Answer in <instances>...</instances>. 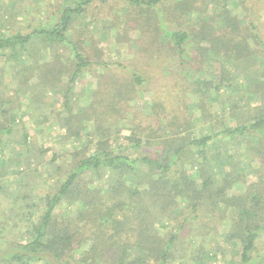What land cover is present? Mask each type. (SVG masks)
<instances>
[{
	"label": "trees",
	"instance_id": "trees-1",
	"mask_svg": "<svg viewBox=\"0 0 264 264\" xmlns=\"http://www.w3.org/2000/svg\"><path fill=\"white\" fill-rule=\"evenodd\" d=\"M93 1L62 0L53 23L34 25L25 33L17 31L4 35L1 31V55L16 61L24 53L33 56V46L42 38L48 44L70 43L67 32L74 19ZM127 1L152 9L157 8L162 0ZM223 16L225 24L230 26L228 10ZM231 20L232 25H240L238 19ZM209 25L210 22L202 24L200 35ZM166 33L180 63L188 62L184 55L187 46L193 43L192 34L183 29H166ZM232 34L236 35L235 39ZM253 35V40L264 51V42L258 32ZM247 37L231 31L230 35L225 33L211 38L201 54L203 56L206 52L211 59L223 54L226 61L220 64V73L223 74V71H228L225 64L232 60L235 65L253 58L254 53L245 47L249 43ZM70 44L73 63L64 90L65 107L74 82L84 68L92 64L76 43ZM240 45L242 51L231 57L228 48L236 49ZM101 64L108 65L106 62ZM247 66L249 68V64ZM252 77V74L244 75L241 84L234 79L219 78V83L214 86L218 92L224 87L225 91L238 95L235 99L226 97L227 102L224 103H229L230 110L248 102V115L237 111L240 117L237 113L236 117H228L229 120L237 118L234 124L222 119L195 128L189 117H183L180 125L174 120L171 127L161 126L159 131L150 133L156 146L152 150H143L142 139L134 133L127 135V143L120 144L115 150L108 142V134L112 130L93 128L97 140L94 142L91 139L92 133L84 139L81 145H84L85 154L72 167L56 175L53 192L31 202L27 194L23 195L24 199L27 196V201L23 202L21 198V205L17 207L19 213L11 210L19 220L1 227L6 236L0 240V264H36L41 261L45 264H51V261L60 264L187 263L180 256H187L190 264H221L220 261L228 262L229 253L215 237L209 242L216 249L211 247L207 253L200 249L201 254L180 255L177 248L188 226L198 229L203 224H194L205 217L207 226L212 221L211 228H217L219 221L226 218L228 208L234 209L235 214L229 223H223L229 226L223 242L228 240L232 244L231 252L238 255L237 264H264V257L259 254L258 248L259 244L262 245L260 238L264 232V94L253 91ZM131 79L135 84L142 83V77L135 72ZM208 82L210 80H195L196 85H207ZM245 91H248V97L241 95ZM199 96L202 102V96ZM253 102L258 103L252 107ZM201 107L204 109L203 104ZM95 112L92 109V115ZM79 116L77 127L64 124L63 135L82 137L84 125L81 120L84 114ZM97 128L102 132H97ZM12 132L11 126L0 127V134L10 135ZM106 135L107 139H103ZM17 142L26 144V133ZM145 143L151 146V141L145 140ZM91 144H94L92 151L88 152ZM48 148H41L40 152L45 154L50 150ZM0 150H4L1 137ZM50 154L49 164L54 166L57 154L54 151ZM254 161L258 162L257 167L253 165ZM46 172L55 176L49 170ZM247 178H250L249 181ZM101 179L108 182L105 194L95 187ZM240 182L245 184V190L234 192V185ZM17 198L19 200L18 195ZM62 203L71 208L68 212L56 213V208ZM18 222L22 224L18 225ZM158 226L169 229L162 233ZM87 233L89 236H86ZM87 238L91 240L88 249L76 254L75 250ZM236 245L238 248L235 249Z\"/></svg>",
	"mask_w": 264,
	"mask_h": 264
},
{
	"label": "rangeland",
	"instance_id": "rangeland-1",
	"mask_svg": "<svg viewBox=\"0 0 264 264\" xmlns=\"http://www.w3.org/2000/svg\"><path fill=\"white\" fill-rule=\"evenodd\" d=\"M60 1L0 0V32L4 35L17 31L25 33L34 25L53 23ZM225 10L231 16L230 26L225 24ZM231 19H238L240 25L235 27ZM204 22L211 25L200 35ZM166 29H183L192 34L193 43H189L184 55L188 62L180 63ZM231 31L248 35L249 43L245 47L254 55L246 63L234 65L232 60L225 64L228 73L223 71L221 74L220 64L226 62L224 55L211 59L206 52L202 56L201 50H205L211 38L225 33L230 35ZM256 31L264 42V0H162L157 8L152 9L132 5L127 0H94L74 19L67 32L70 43H76L92 64L84 68L74 82L66 107L63 104L64 90L73 63L69 42L48 44L43 38L39 39L33 46V56L24 53L22 60L17 61L6 58L0 51V127L11 126L13 130L10 135L0 134L4 140V150H0V240L6 236V231L1 230L2 225H12L19 220L11 210L19 213L17 207L21 205L22 196L27 194L31 202L53 192L56 175L72 167L85 154L81 143L88 135L94 134L96 126L104 131L112 130L108 142L115 150L120 144L127 143L126 136L131 133L142 139L143 150H152L156 146L150 133L159 131L161 126L171 127L174 120L180 125L185 117H189L197 128L222 119L234 124L237 118L229 120L228 117H236V113L240 117V111L248 115V102L230 110L229 103H224L226 97L235 99L238 95L225 91L224 87L218 92L214 86L219 83V78L234 79L241 84L244 75L252 74L253 91L264 94V51L252 38ZM232 37L235 39L236 35L232 34ZM240 46L236 49L229 47L228 54L235 57L242 51ZM133 72L142 77L141 84H135L131 79ZM202 79L210 82L196 85L195 80ZM242 94L248 97V91ZM256 103H251L252 107ZM92 109L96 111L94 115ZM82 113V137L63 135L64 124L77 127ZM24 133L27 143L19 144L17 140ZM96 137L94 134L91 139L95 142ZM145 140L151 141V146L146 145ZM93 145H89L88 152L92 151ZM41 148L50 150L42 154ZM52 151L57 154L54 164L61 167L59 170L49 164ZM253 165L257 167L258 162L254 161ZM46 170L55 176H50ZM107 185L103 179L95 183L102 194L108 192ZM245 188L240 182L234 185L233 191L241 192ZM17 195L19 200H16ZM26 198H22L23 202ZM68 208L71 207L62 203L55 212L65 213ZM227 210L226 218L219 221L217 228H211L212 221L207 226L205 217L194 224H203L198 229L188 226L177 253L201 254L200 249L207 253L212 247L209 240L215 237L229 253L228 262L220 263L237 264L238 255L231 252L232 244L228 240L223 242L229 227L223 223H229L235 214L234 209ZM162 227H157L162 233L169 229ZM90 242L87 238L75 253L87 250ZM260 242L259 254L264 257V232ZM180 259L190 264L187 256H180ZM35 263L45 264L42 261ZM51 264L60 263L51 261Z\"/></svg>",
	"mask_w": 264,
	"mask_h": 264
}]
</instances>
